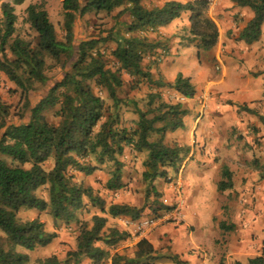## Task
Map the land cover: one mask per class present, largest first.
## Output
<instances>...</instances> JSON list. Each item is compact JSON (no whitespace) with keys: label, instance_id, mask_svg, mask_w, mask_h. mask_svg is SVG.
Listing matches in <instances>:
<instances>
[{"label":"trees","instance_id":"trees-1","mask_svg":"<svg viewBox=\"0 0 264 264\" xmlns=\"http://www.w3.org/2000/svg\"><path fill=\"white\" fill-rule=\"evenodd\" d=\"M25 0L0 3V74L19 94L20 109L10 113L9 106L0 97V264H139L152 253L150 244L137 242L131 257L118 252L110 253L120 241L129 237L127 231L113 227L103 235L105 216L93 214L90 223L79 222L75 248L66 252L63 260L56 255L31 261L17 247L33 251L47 246L55 237L38 218L20 220L21 210H47L55 223L78 222L77 212L85 206L86 198L92 206L110 217L137 218L141 208L125 203H109L94 192L91 186L77 182L74 172L91 175L97 164L111 162L113 169L104 183V189L122 188V162L119 157L129 148L134 153H145L142 161V179L149 183L147 197L152 193L157 201L160 193L152 185L157 178L167 176L168 169L177 171L189 153L187 145L167 144L164 135L169 130L183 127L187 109L183 102H169L162 98L161 87H169L185 99L196 94L189 78L178 74L171 83L160 78L151 79L150 71L142 61L162 44L159 40L142 35L149 29L169 24L181 14L188 15V43L201 52L214 49L219 30L209 15L210 0H168L160 5L145 7L143 0H60L62 9V39H58L45 8L47 0L28 4L24 21L34 35L28 39L16 33L14 7ZM237 6L251 10L252 17L239 31L237 39L246 44L256 42L264 22V0H232ZM128 14L124 31H111L106 37H88L74 42V27L78 17L89 13ZM115 42L110 55L113 69L107 66L100 44L108 39ZM47 61L62 69L55 80L36 101L31 93L49 83ZM134 80H146L156 91L146 95L145 108L135 100L118 96L124 84L123 75ZM120 104L131 108L135 119L130 125L123 122ZM50 113L51 121L47 114ZM93 157L96 164L86 161ZM51 161V166L45 164ZM217 189L231 186L230 172L222 171ZM45 188L47 199L37 191ZM169 207L152 208L150 214ZM221 229L228 230L223 223ZM99 243L104 246L99 245ZM174 264H186L178 255L171 257ZM143 262V261H142ZM233 264H240L234 262ZM246 264H264V253L251 257Z\"/></svg>","mask_w":264,"mask_h":264},{"label":"crops","instance_id":"crops-1","mask_svg":"<svg viewBox=\"0 0 264 264\" xmlns=\"http://www.w3.org/2000/svg\"><path fill=\"white\" fill-rule=\"evenodd\" d=\"M209 15L218 27L219 38L212 51L203 53L214 59L218 74L213 77V73L199 63L193 78L197 84L202 79L213 83L207 108L202 116L193 108L198 89L190 99H181L174 91L175 100L183 102L187 114L183 117V127L167 131L164 142L189 147L183 165L190 163L198 167V159L202 167H211L217 173L211 185L214 195L218 182L224 178V168L230 172L231 186L218 191V202L215 196L211 201L201 199L190 216L185 213L184 225L166 224L154 230L145 238L152 253L139 264H174L172 255H178L186 264H246L249 258L264 253V22L259 39L246 44L238 40L237 35L252 17L250 9L237 6L232 0H210ZM180 23L188 31L186 13L156 29L170 42L171 54L178 50L170 34ZM169 64H160L158 70L171 83L175 77H167ZM197 147L205 149L204 155L189 160ZM125 170L124 166L123 183L126 182ZM257 178L262 180L253 183ZM161 189H156L160 193L157 205L162 209L170 207L173 201L170 186ZM127 200L112 203L126 204ZM219 223L230 228L221 229ZM196 224L198 228H205L204 232L197 230ZM188 226L193 227L192 232H187ZM136 244L137 241L128 237L115 252L131 257Z\"/></svg>","mask_w":264,"mask_h":264},{"label":"rangeland","instance_id":"rangeland-1","mask_svg":"<svg viewBox=\"0 0 264 264\" xmlns=\"http://www.w3.org/2000/svg\"><path fill=\"white\" fill-rule=\"evenodd\" d=\"M2 1H10V0H0ZM41 0H25L21 5H17L14 7V12L16 14V33L23 38H30L34 35L33 31L29 28L28 24L24 21L25 17V8L28 4L37 3ZM165 0H143V5L145 7H152L154 5H160ZM46 11L48 13L49 19L54 26L56 31V35L58 39H62L63 31L61 28L62 23V9L60 0H47L45 4ZM119 10H114L110 14L106 13H89L82 17H78L75 22L74 27V42L81 39H85L88 37H106L109 32L120 30L122 33L124 31V23L129 21L128 14L117 15ZM184 19V18H183ZM183 19L181 22H183ZM176 28V29H175ZM174 28V32H171V38H173V44L177 45V53H169L171 44L168 41L164 40V35L158 33V30L154 32H145L142 35L147 36L149 39L159 40L162 44L161 47L157 48L154 54L145 56V60L142 61V66L144 69L150 70L152 69L151 79L157 80L161 79L163 82H167L165 78L160 74L159 65L166 64L170 62L169 69H168V78H172V76L176 77L178 74H181L183 77L189 78L190 82L194 85L195 89L199 91L193 108H196L197 115L202 116L204 115V111L207 108V97L211 94L210 92V85L213 83H209L208 81H204L203 79L199 84L194 81V74L196 72V66L204 67L203 69L209 70L213 73V77H217V67L215 64L214 59H210V57L203 52L198 51L197 48L188 43V31L180 24H177ZM168 39V38H167ZM180 41V42H179ZM183 41V42H181ZM177 43H184V44H176ZM115 42L111 38L108 39L106 42L100 44V50L104 52L106 56L107 66L112 67L113 69L116 67L115 61L110 55L111 50L114 48ZM162 54V60L157 62L155 58ZM170 57V58H169ZM173 58V59H172ZM199 61V62H198ZM48 68L46 69V75L50 78L49 83L43 86L38 91L31 93V101L34 102L38 98H40L46 89L55 81L57 80L62 73V69L59 68L58 65H54L51 61H47ZM124 84L122 88L118 92V96L124 100H135L137 106L140 109L145 108V101L146 95L149 92L156 91V87L152 85V83H148L146 80H140L137 87L131 88L133 85L134 80L130 79L127 74H122ZM170 83V82H168ZM209 84V87H206ZM204 86V87H203ZM13 86L12 84L7 81L2 74H0V97L1 99L9 106L10 113H16L21 106V102L19 101V94L13 93ZM159 91L162 95V98L169 102H175V93L169 87H161ZM119 114L125 122L126 125H130L135 119V116L132 113L131 108L126 106L125 104H120L119 107ZM48 118L51 121L52 116L50 113L47 114ZM186 125H188V119L184 120ZM196 145H199L197 143ZM195 145V146H196ZM204 148L197 147L193 149V153L189 157V160H195L194 158L197 156L204 155ZM1 159H4L8 163L11 162L10 158L7 156L0 155ZM145 158V153H134L129 148H126L119 157L120 161L122 162L123 166L127 168L126 171V182H122L123 186L120 189L107 191L104 189V183L109 178L110 173L113 169V164L111 162H104L103 164H97L98 169L91 175H84L82 173L74 172V177L77 182L83 183L85 186H91L97 194L105 199L106 205L105 209L112 201L116 200L119 201L121 199H126L128 205L134 206L136 208H141L139 212L140 215H148L151 213L152 208H157V201L155 200L154 196L149 194L147 197L145 196V190L150 188L149 183L142 179V161ZM91 164H96L93 157H89L86 159ZM184 162V161H183ZM198 167L191 165L190 163H185L178 168L177 171L168 169L167 176L163 178H158L154 187L157 190H162L161 188L165 185H169L175 177L180 176L183 181L184 189V211L189 216L192 214L193 210L197 207L196 204L202 201L201 199L204 198L206 201H211L215 196V201L220 200V195L218 194V189L214 195V190L212 189V182L215 180L217 173L210 168H204L200 165V160H196ZM51 166V161L45 164V167L48 168ZM122 177V176H121ZM225 180V177L222 179ZM261 178H257L253 181L259 182ZM205 184V185H204ZM153 185V184H152ZM155 189V190H156ZM159 190V191H160ZM37 194L45 199H47V193L45 188H40L37 191ZM83 202L85 206L81 208L77 212V220L78 222H70L68 224L58 222L55 223L51 216L49 215L48 211H37V210H21L18 213V218L20 220H30L34 218H38L41 222L44 223L45 229L47 231H54L56 233V237L45 247H37L33 251H28L23 248L17 247V250L26 253L30 260L33 261L36 258H43L50 255H56L59 259L63 260L65 258L66 252L75 248V238L78 233V225L79 222H88L90 223V219L93 214L107 216V213H101L98 207L92 206L86 198H83ZM124 203V202H122ZM200 213V212H199ZM202 215V213H200ZM107 222L105 227L103 228V235H106L108 229L113 227H120L121 229L123 226L118 221V218L127 217V216H119L112 218L108 215ZM184 225V224H182ZM179 226V225H177ZM197 230H201L204 232L205 228L201 227L198 228V224L195 225ZM123 229V228H122ZM187 232H192L193 227L188 226L186 228ZM0 235H3L0 231ZM121 241L113 248L110 249V253H114L116 248L118 249L120 246L119 244ZM99 245L104 246L103 244L99 243ZM110 262L107 261L106 264Z\"/></svg>","mask_w":264,"mask_h":264},{"label":"built area","instance_id":"built-area-1","mask_svg":"<svg viewBox=\"0 0 264 264\" xmlns=\"http://www.w3.org/2000/svg\"><path fill=\"white\" fill-rule=\"evenodd\" d=\"M150 32H154L149 29ZM163 55H158L155 60L160 62ZM181 99H184L181 97ZM170 189L173 193V201L168 209L162 210L156 214L140 215L137 218L121 217L118 218L120 224L128 232L132 241H140L148 237L157 228L166 224L182 225L186 223L184 211V187L180 176L175 177L170 183ZM110 264V263H109Z\"/></svg>","mask_w":264,"mask_h":264}]
</instances>
